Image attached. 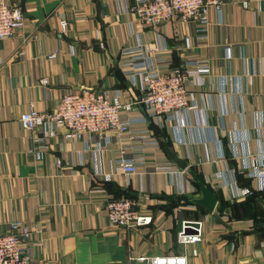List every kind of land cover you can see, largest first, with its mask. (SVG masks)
Instances as JSON below:
<instances>
[{
	"label": "crops",
	"instance_id": "obj_1",
	"mask_svg": "<svg viewBox=\"0 0 264 264\" xmlns=\"http://www.w3.org/2000/svg\"><path fill=\"white\" fill-rule=\"evenodd\" d=\"M121 1L21 0L24 25L0 43V234H6L12 222L26 224L33 232L29 242L33 257L51 264H141L138 257L167 253L184 255L188 264H264V193L232 201L229 191L214 180L215 172L239 165L228 156L226 134L221 132L218 78H226V131L239 124L240 110L247 129L252 127L253 113L264 111V0L226 3L221 25L210 12L205 32L194 23L176 20L141 26L134 15L122 12ZM243 1L248 8H242ZM61 21L68 23L65 34H59ZM130 31L144 44L155 45L157 37L166 40L163 72L190 60L209 62L212 80L190 90L196 93L200 108L202 102L207 105L209 95L208 129L202 136L208 138L214 132L221 140L225 166L218 160L206 162L204 147L195 142L194 133L185 131L186 146L173 142L169 126L163 133L168 146L217 195L212 213L193 203H181L166 212L167 202L159 196H177V192L164 174L154 172L156 165L172 163L160 145L147 147L138 174L127 180L112 173L118 142L114 133L107 134L112 143L104 147L101 140L88 135L84 141L66 139L61 129L58 137L46 140L47 150H38L39 131H26L20 125V116L31 106L52 112L58 99L71 90L119 91L123 102L134 101L137 92L119 76L120 51L135 44ZM225 49H230L229 60ZM41 79L47 85H41ZM233 80L237 84L232 86ZM234 86L242 91L241 103L233 95ZM249 147L255 151L253 139ZM96 150L100 170L110 181L93 173L91 153ZM208 150L215 159V146ZM182 191L190 199L200 198L186 174ZM126 192L138 194L133 197L141 212L153 216L150 225L129 230L109 225L106 202ZM193 220L203 221L202 242L177 247L181 222Z\"/></svg>",
	"mask_w": 264,
	"mask_h": 264
},
{
	"label": "built area",
	"instance_id": "obj_2",
	"mask_svg": "<svg viewBox=\"0 0 264 264\" xmlns=\"http://www.w3.org/2000/svg\"><path fill=\"white\" fill-rule=\"evenodd\" d=\"M0 0V43L11 37L13 32L24 25V14L21 0ZM232 0H127L121 1L122 12L135 16L141 26H163L174 20L183 23H194L198 31L205 32L210 25L209 13L216 15L217 25L222 23V6ZM242 8L249 6L242 2ZM68 23H59V34H65ZM135 44L120 51L121 75L128 88L137 92L134 101L123 102L119 91L71 90L56 103L52 112H41L31 106L23 113L19 122L26 131H39L35 144L38 150H47L46 140L58 137L61 129L66 131L65 138L73 141H84L85 136L96 137L103 146L112 143L109 132L117 138V150L112 159V173L122 175L127 180L138 174V166L144 159L149 145H159L150 125L164 131L167 126L174 143L187 145L185 133H194L195 142L201 143L205 151L206 162L222 161L225 153L222 142L215 133L205 138L203 131L208 129L206 112L211 108L209 95L202 102V108L192 89H200L211 81L210 65L207 60L186 61L180 68L163 72L167 58L164 53L168 46L163 37H157L155 45L142 43L140 36L130 31ZM103 48V44L99 45ZM189 47V40H185ZM74 54L73 46L69 49ZM55 54L50 58H54ZM225 59H230V49H225ZM248 82L245 80V85ZM47 85L46 79L40 80ZM232 86L237 84L231 81ZM226 78H218V93L221 102L220 127L226 134L227 151L231 160L239 163L237 167L224 168L214 174L218 186L229 191L232 201L244 200L253 193H264V111L253 113V124L247 129L242 124V113L238 112L239 124L235 123L230 131H226L223 118L227 115L224 102ZM233 95L238 96L241 103L242 91L236 86ZM203 96H201L202 98ZM234 98V97H233ZM204 99V97H203ZM235 102V98H234ZM134 112H136L134 114ZM186 131V132H185ZM207 133V132H206ZM254 140L256 149L250 150L249 144ZM215 146V159L208 146ZM84 147L87 149L86 142ZM99 150L92 151V167L94 175L104 176L110 181L109 175L102 174ZM60 168L61 163L58 161ZM155 173L164 174L169 186L175 188L176 197H182V179L186 172L179 170L173 163L158 164ZM111 175V174H110ZM239 178L246 180L241 183ZM250 183H253L252 186ZM181 203H183L181 201ZM141 206L134 198H111L105 204L107 221L117 229H136L148 226L153 222L151 214L142 213ZM33 232L22 222H12L6 234H0V264H51L46 259L36 260L33 257L30 239ZM176 245L183 247L197 244L203 239V221H182L176 234ZM141 264H188L187 258L180 253H167L154 257H138Z\"/></svg>",
	"mask_w": 264,
	"mask_h": 264
},
{
	"label": "water",
	"instance_id": "obj_3",
	"mask_svg": "<svg viewBox=\"0 0 264 264\" xmlns=\"http://www.w3.org/2000/svg\"><path fill=\"white\" fill-rule=\"evenodd\" d=\"M162 143L165 144L164 151L167 158L174 164L176 167L184 171L188 174L191 181L199 188L200 198L198 199H190V202L200 206L207 213H212L217 205L218 199L217 195L213 192V190L207 185V183L197 175L192 169H190L188 163L178 156L168 145L167 140H162ZM131 196L138 197L137 193L130 194Z\"/></svg>",
	"mask_w": 264,
	"mask_h": 264
},
{
	"label": "trees",
	"instance_id": "obj_4",
	"mask_svg": "<svg viewBox=\"0 0 264 264\" xmlns=\"http://www.w3.org/2000/svg\"><path fill=\"white\" fill-rule=\"evenodd\" d=\"M120 77L121 74H119ZM123 78V77H122ZM150 128L153 132V135L158 139L159 141V145L164 148L165 144L162 143V140H167V145L170 144L168 141L169 139L167 138V136L164 135V131H160L158 130L157 127L153 126V125H150ZM239 181L241 183H244L246 184L247 181L246 180H243L241 178H239ZM192 182V181H191ZM192 184L197 188V190L199 191V188L192 182ZM208 185V184H207ZM209 186V185H208ZM210 187V186H209ZM211 188V187H210ZM257 194V192L253 193L252 197L255 196ZM123 197H128V198H134L133 196L130 195V193H127L123 196ZM117 198H120V196H117ZM115 198V199H117ZM160 199H163L167 202V207L165 208L166 212H168V210H171L173 208H176L178 207L180 204H181V201L184 203V204H189L191 203L190 202V198L187 197V196H182V197H176V196H164V195H161L159 196ZM249 198V197H248ZM248 198H246L245 200H247ZM204 210V209H203ZM175 242H176V239H175Z\"/></svg>",
	"mask_w": 264,
	"mask_h": 264
},
{
	"label": "rangeland",
	"instance_id": "obj_5",
	"mask_svg": "<svg viewBox=\"0 0 264 264\" xmlns=\"http://www.w3.org/2000/svg\"><path fill=\"white\" fill-rule=\"evenodd\" d=\"M186 175L188 176V174L186 173ZM189 177V176H188ZM190 178V177H189ZM191 180V179H190ZM177 247H179V246H177Z\"/></svg>",
	"mask_w": 264,
	"mask_h": 264
}]
</instances>
